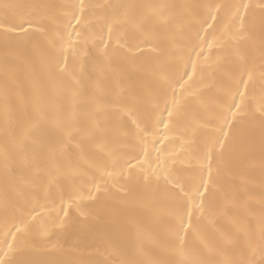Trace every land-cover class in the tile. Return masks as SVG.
<instances>
[{
  "label": "snow or ice",
  "instance_id": "1",
  "mask_svg": "<svg viewBox=\"0 0 264 264\" xmlns=\"http://www.w3.org/2000/svg\"><path fill=\"white\" fill-rule=\"evenodd\" d=\"M106 7L110 11L95 27L93 5L83 0L78 5L0 0V43L5 49L30 48L44 75L36 90L39 101L47 97L46 84L59 86L71 101L38 102L36 115L25 112L14 120L6 95L0 264H56L30 257L56 235L36 209L41 193L50 199L51 186L61 179L73 195L84 184L95 188L96 198L113 189L121 199L151 190L159 204L156 193H163L168 219L158 242L173 259L159 264H264V215L258 244L253 247L249 239L247 260L232 258L201 224L207 217L214 227V218L223 214L214 177L241 127L253 134L251 147L259 127L264 155V0ZM250 45L258 55H251ZM257 97L260 107L253 111ZM177 140L186 157L156 147ZM17 161L19 170L12 166ZM242 234L247 229L238 226L234 237L224 239ZM94 238L120 257L114 264H143L128 255L126 236Z\"/></svg>",
  "mask_w": 264,
  "mask_h": 264
},
{
  "label": "bare ground",
  "instance_id": "2",
  "mask_svg": "<svg viewBox=\"0 0 264 264\" xmlns=\"http://www.w3.org/2000/svg\"><path fill=\"white\" fill-rule=\"evenodd\" d=\"M8 2L28 4L36 0H8ZM46 2L78 5L81 0H46ZM148 2H154V0H83L84 4L93 5L90 16L95 27H99L104 14L110 11L106 7L108 5ZM167 2L198 5L208 2L232 4L239 3L240 0H167ZM245 2L257 3L258 0H245ZM194 11L197 10L194 9ZM2 14L0 10V15ZM249 51L252 56L258 55L252 45L249 46ZM195 58L193 54V59ZM88 72L94 81L95 74L91 63L88 64ZM42 82H44L43 70L39 67L30 48L21 46L5 49L0 43V205L3 201L5 174L3 144L6 95L7 107L14 120L25 112L36 115L35 105L38 102L43 105L55 98L64 105L71 103L59 86L54 89L50 84L45 85L46 99L39 101L36 90ZM85 87L90 90L87 79ZM251 107L253 111H258L260 107L258 97ZM236 135L237 142L226 152L220 176L214 177L217 181L214 191L220 207L224 210L223 214L214 218V227L207 217L201 221V224L210 239L224 243L232 258L247 260L252 254L249 239L253 247L258 244L260 221L264 215V155L259 148L258 126L254 132L255 147H251L253 134L246 127H241ZM156 147L165 149L164 154L184 157L188 155L185 147H182L178 140L173 143L168 141L157 143ZM12 166L19 170V161ZM178 166L186 167L187 165ZM205 176L207 177V173ZM89 187L92 186L84 184L73 195L71 185L61 179L59 184L51 186L50 199L46 200L43 192L41 193L36 212L42 218V222L49 226L50 232L56 235H53L50 243L35 249L30 258L53 260L56 264H114L120 257L113 253L111 246L94 237L100 234H122L127 237L130 244L128 255L142 261L143 264H159V262L173 259L171 253L158 242L168 219L162 212L163 193H156V197L160 199V203L156 204L153 202L151 190H148L143 197L121 199L120 194L113 189L112 195L96 198L95 188L92 187L93 195L90 196ZM61 188H63V199ZM70 196L76 204L80 205L79 208L70 203ZM65 207L67 215L63 210ZM57 214L59 219H56ZM196 215L200 216V213L197 212ZM2 219L3 213L0 211V222ZM62 222L64 223L61 227ZM39 223L40 220L37 221L38 225ZM238 226L246 228L247 234H242L238 239L231 241L225 240L224 238L229 237L230 234L235 236ZM255 258L259 261L261 257L257 254Z\"/></svg>",
  "mask_w": 264,
  "mask_h": 264
}]
</instances>
